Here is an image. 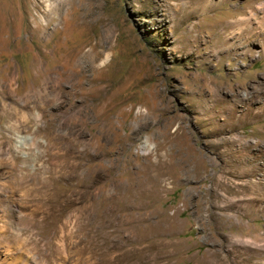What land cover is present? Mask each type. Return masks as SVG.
<instances>
[{
	"label": "rangeland",
	"instance_id": "obj_1",
	"mask_svg": "<svg viewBox=\"0 0 264 264\" xmlns=\"http://www.w3.org/2000/svg\"><path fill=\"white\" fill-rule=\"evenodd\" d=\"M0 264H264V0H0Z\"/></svg>",
	"mask_w": 264,
	"mask_h": 264
},
{
	"label": "bare ground",
	"instance_id": "obj_2",
	"mask_svg": "<svg viewBox=\"0 0 264 264\" xmlns=\"http://www.w3.org/2000/svg\"><path fill=\"white\" fill-rule=\"evenodd\" d=\"M246 34V30L243 32V34L242 35H245ZM254 114V113H253ZM260 115V113L259 112H257V113H255V115L254 116H257V115Z\"/></svg>",
	"mask_w": 264,
	"mask_h": 264
}]
</instances>
